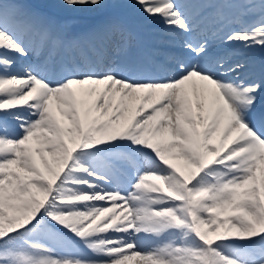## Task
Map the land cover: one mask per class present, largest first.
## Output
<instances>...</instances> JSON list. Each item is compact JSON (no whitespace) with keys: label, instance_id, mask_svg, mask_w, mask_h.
<instances>
[{"label":"snow or ice","instance_id":"snow-or-ice-1","mask_svg":"<svg viewBox=\"0 0 264 264\" xmlns=\"http://www.w3.org/2000/svg\"><path fill=\"white\" fill-rule=\"evenodd\" d=\"M0 264H264V0H0Z\"/></svg>","mask_w":264,"mask_h":264}]
</instances>
